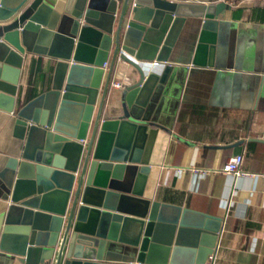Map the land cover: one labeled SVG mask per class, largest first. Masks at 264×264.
<instances>
[{
	"label": "water",
	"instance_id": "95a60500",
	"mask_svg": "<svg viewBox=\"0 0 264 264\" xmlns=\"http://www.w3.org/2000/svg\"><path fill=\"white\" fill-rule=\"evenodd\" d=\"M0 0V252L11 264H204L221 218L144 195L147 128L178 66L170 53L201 19L191 64L213 66L224 2ZM53 62L49 89L22 101L27 55ZM136 77L104 117V64ZM99 100V101H98ZM83 140V141H80ZM264 142V140H260Z\"/></svg>",
	"mask_w": 264,
	"mask_h": 264
},
{
	"label": "crops",
	"instance_id": "0c3cea01",
	"mask_svg": "<svg viewBox=\"0 0 264 264\" xmlns=\"http://www.w3.org/2000/svg\"><path fill=\"white\" fill-rule=\"evenodd\" d=\"M235 3L219 15L213 66L191 64L201 19L183 25L169 56L178 70L147 128L144 195L221 218L215 264H264V0ZM110 66L111 58L102 77L106 118L119 112L122 95H109L110 81L136 77L123 61ZM52 76L51 59L24 57L21 100L49 89ZM6 117L0 110V157L11 144ZM234 154L242 155V174L225 175L221 168ZM0 264H11L7 253L0 252Z\"/></svg>",
	"mask_w": 264,
	"mask_h": 264
},
{
	"label": "built area",
	"instance_id": "2783aa9c",
	"mask_svg": "<svg viewBox=\"0 0 264 264\" xmlns=\"http://www.w3.org/2000/svg\"><path fill=\"white\" fill-rule=\"evenodd\" d=\"M190 1H195V0H190ZM218 2H224L231 6L236 4L235 3L236 0H214V3H218ZM129 85H130V82L128 81L114 79L110 81L109 83L108 93L109 95H113L117 92L123 91ZM80 141H83V140H80ZM241 162H242V155L234 154L227 158L226 162L223 164L221 168V172L225 175L239 176L242 174V171L240 169ZM204 264H215L214 254H209Z\"/></svg>",
	"mask_w": 264,
	"mask_h": 264
}]
</instances>
